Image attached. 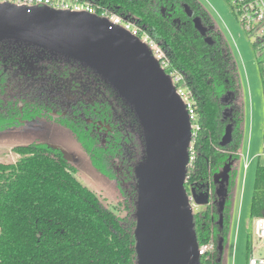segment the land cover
I'll return each mask as SVG.
<instances>
[{
	"label": "trees",
	"instance_id": "obj_1",
	"mask_svg": "<svg viewBox=\"0 0 264 264\" xmlns=\"http://www.w3.org/2000/svg\"><path fill=\"white\" fill-rule=\"evenodd\" d=\"M82 1L139 25L164 50L165 71L182 76L199 125L185 187L189 196L205 198L206 207L194 211L198 242L211 245L201 264H221L219 244L231 225L235 170L229 172L223 223L216 178L240 157L245 119L241 76L227 39L200 0ZM197 17L205 33L196 26ZM253 45L256 52L262 48ZM257 58L264 88V51ZM42 119L69 129L95 167L116 183L123 215L76 177L77 167L60 147L16 146L20 158L0 162V264H138L135 166L144 146L135 113L89 67L0 42V132ZM229 125L231 140L223 144ZM251 214H264L261 164Z\"/></svg>",
	"mask_w": 264,
	"mask_h": 264
},
{
	"label": "water",
	"instance_id": "obj_2",
	"mask_svg": "<svg viewBox=\"0 0 264 264\" xmlns=\"http://www.w3.org/2000/svg\"><path fill=\"white\" fill-rule=\"evenodd\" d=\"M195 23L205 33L201 19L195 18ZM0 42L79 62L113 87L135 113L144 146L135 166L138 264H201L194 209L185 187L192 123L171 76L152 50L96 14L11 2L0 3ZM231 135L229 125L222 143H228ZM231 165L216 178L221 223ZM194 195L205 200L203 194ZM223 244L222 240L221 253Z\"/></svg>",
	"mask_w": 264,
	"mask_h": 264
},
{
	"label": "rangeland",
	"instance_id": "obj_3",
	"mask_svg": "<svg viewBox=\"0 0 264 264\" xmlns=\"http://www.w3.org/2000/svg\"><path fill=\"white\" fill-rule=\"evenodd\" d=\"M213 19V26L225 36L235 56L241 76L244 105V137L240 157L233 160L235 183L232 191L231 225L223 244L221 264H248L250 235L254 217L251 203L258 164L264 165V88L258 58L250 34L234 13L232 0H200ZM33 142H47L60 147L77 167L76 177L93 190L103 204L118 214L122 200L116 183L100 172L73 133L51 120H32L0 132V162L20 158L14 148ZM245 164L248 166L246 167ZM221 177V176H220ZM194 202L204 209L205 200ZM204 197V196H203Z\"/></svg>",
	"mask_w": 264,
	"mask_h": 264
},
{
	"label": "built area",
	"instance_id": "obj_4",
	"mask_svg": "<svg viewBox=\"0 0 264 264\" xmlns=\"http://www.w3.org/2000/svg\"><path fill=\"white\" fill-rule=\"evenodd\" d=\"M11 2L18 5L36 6L48 5L55 9H68L72 11H87L91 14H96L100 17L107 18L112 24L121 26L128 30L131 34L137 36L144 42L153 52L154 56L159 60L162 68L168 66V59L162 47L151 37V35L142 30L139 25L133 21L123 17L115 12H110L98 6H94L87 1L82 0H0V3ZM234 12L239 17L240 21L246 30L254 35V42L261 43L258 55L264 51V0H232ZM172 81L177 89V92L183 98L192 123L193 139L199 128L197 112L195 111L194 103L187 89L180 85L182 76L178 74H170ZM191 142L190 152L193 145ZM264 155V150H263ZM192 158V156H191ZM247 167L248 165L245 164ZM191 205L194 211L199 205L194 202L193 195H190ZM211 248L210 244L200 246V253L203 255ZM248 264H264V214L254 217L253 230L250 235L249 257Z\"/></svg>",
	"mask_w": 264,
	"mask_h": 264
},
{
	"label": "crops",
	"instance_id": "obj_5",
	"mask_svg": "<svg viewBox=\"0 0 264 264\" xmlns=\"http://www.w3.org/2000/svg\"><path fill=\"white\" fill-rule=\"evenodd\" d=\"M216 1V0H215ZM218 1V0H217Z\"/></svg>",
	"mask_w": 264,
	"mask_h": 264
}]
</instances>
